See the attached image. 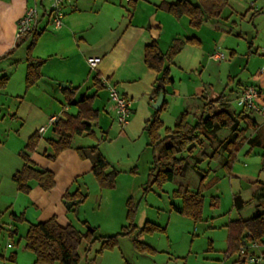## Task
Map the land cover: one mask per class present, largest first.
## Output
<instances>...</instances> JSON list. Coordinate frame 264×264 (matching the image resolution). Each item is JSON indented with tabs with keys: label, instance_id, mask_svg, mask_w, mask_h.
Listing matches in <instances>:
<instances>
[{
	"label": "crops",
	"instance_id": "crops-1",
	"mask_svg": "<svg viewBox=\"0 0 264 264\" xmlns=\"http://www.w3.org/2000/svg\"><path fill=\"white\" fill-rule=\"evenodd\" d=\"M162 1L67 0L64 24L58 29L54 28L49 18L42 13L38 29L40 34L31 50V56L45 59V62L41 68L42 76L27 88L29 46L21 50L20 45L24 42H29L30 45L33 35H26L18 40L16 33L19 19L24 15L27 7L34 3V0H0V77L6 76L7 78L4 85L0 84V115L3 114L0 117V262L11 261L13 264H34L36 262V254L25 248L26 234L16 242L15 238L21 232L23 225L29 228L31 223L55 217L62 226L72 223L80 231L85 232L89 226L94 225L96 227L95 234L99 232L101 226L95 224L89 216L82 218L81 207L76 214L79 221L87 222L83 225L85 229L82 225L75 224V221L69 217L68 208L64 207L66 201L64 194L72 192L74 189L82 191L87 188L85 181H81L80 175L85 174L87 177L92 174L93 156L81 157L78 147L84 148L88 145V141L77 142L79 143L77 150L75 146H72L73 148L61 151L56 159L50 160L45 155V152L50 150L49 139L58 138V135L53 130L54 125H49L48 121L53 115L60 117L66 112L76 114L78 107L75 101L84 94L95 95L93 107L100 112L95 127L98 129L100 126L103 133L100 135L96 129L94 141L98 140L101 143L107 138V142L110 144L105 146L109 149L118 141L130 139L133 142L144 138L145 145L150 146L145 127L156 109L153 104L159 97V94L156 95L159 75L147 66L145 49L154 40L159 42L163 50H167L173 39L177 37L184 40L195 37L200 41V43L185 42L171 64L170 75L174 82L166 87L164 99L168 101V106L161 114L165 127H173L176 119L185 109L190 111V120H193V115L198 114L203 105L218 98L220 100L217 104L234 109L232 99L224 97L223 92L219 94L217 92L224 82L236 83V76L232 74L234 62L231 59L224 64L222 62L226 60V56L219 58L215 55L222 52L219 51V47L228 39V34L231 33L230 29L228 32L226 26L218 18H207L200 27H194L188 16L177 18L170 12L161 9L159 5ZM165 1L174 2L177 0ZM43 3L46 4V0H43ZM236 53L237 51L232 49L230 54L234 56ZM91 57L100 59L95 67L89 63ZM261 72H264V66L261 68ZM192 74L196 76L193 79ZM95 76L100 78L104 88L97 89L94 85ZM66 84L68 86H65ZM109 85L116 86L130 100L132 114L126 124H121L117 120L115 104L110 99L109 93L106 95L107 101L101 104L103 108L97 103L102 98L100 91L103 89L108 91ZM248 85L253 84L243 83L239 80L236 87L231 89L237 104L238 97ZM261 85H264V76L258 77V84L255 85L260 91V96L255 100L258 109L244 107V110L246 113H250L258 124L256 128H249L247 135L258 134L264 142V88ZM67 88L76 89L72 102L68 100L64 90ZM109 115L112 117V123L106 128L107 120L110 119ZM42 126L45 127V130L40 132L39 129ZM13 130H17L18 133L13 134ZM35 132H39L41 137L36 149L30 153V159L37 166L51 170L55 175V184L46 191L42 189L38 181L31 180V189L29 192H25L18 189L17 183L13 180V174L24 164L21 154L25 151L24 148L29 137ZM229 134L230 132H227L224 137ZM216 135L221 138L218 132ZM102 147L98 146L96 149L107 159L111 157L110 149L106 152ZM214 149H217L215 139H205L204 145L198 146L194 151L193 154L198 158L192 159L185 177L190 169L197 174L198 178L192 182L196 189L200 181L197 165V167L209 170L206 181L209 180L212 187L224 190L230 195L240 194L242 196L241 191L234 190L232 179L237 178L241 183L243 178L252 177L253 172L262 169L258 161H261L260 155L264 152L263 147L254 146L251 148L249 143H244L230 169L224 165L228 153L220 148L217 156H214ZM241 157L248 159L253 157V161L257 162L248 170L242 169L240 167ZM148 158L152 163L151 154L148 155ZM262 160L264 162V158ZM108 161L110 162L109 159ZM122 176L133 180L131 175H122L119 172L115 190L123 189L118 186ZM106 192L107 189L103 188L97 192L101 198L97 214L104 218L110 216L111 202L116 198L114 196L112 201H106ZM263 194L264 184L254 195L255 197L258 195L256 203L261 209H264ZM217 197L220 199V196L217 195ZM181 204L182 202L176 203L178 206ZM122 205L124 207L122 212H125V202ZM210 205L211 199L209 208ZM12 214H23L26 219L16 221ZM207 216H212L211 211ZM111 217L114 219V224H122L121 228L128 225L126 215L123 213L120 214V218H115L113 214ZM112 218H110L111 221ZM230 220L232 219L224 222V225L226 226ZM168 226H166L167 230ZM15 229L17 233L11 236L10 232ZM222 229L225 232L222 231L220 235L221 241L224 240L221 248L225 249L227 228ZM167 240L169 247L167 251L165 250L168 254L165 262L169 264L168 259H172L174 255L181 257V254L174 251V241ZM211 242L209 248L201 253L202 259L205 260L203 264H212L213 260L227 258L223 249L216 248L213 239ZM192 249L193 247L190 251ZM156 250L158 249L156 248ZM261 250H264L262 242L259 243L258 248L251 249V251ZM184 264H189V262Z\"/></svg>",
	"mask_w": 264,
	"mask_h": 264
},
{
	"label": "trees",
	"instance_id": "trees-1",
	"mask_svg": "<svg viewBox=\"0 0 264 264\" xmlns=\"http://www.w3.org/2000/svg\"><path fill=\"white\" fill-rule=\"evenodd\" d=\"M227 3V0H198L197 3L190 0H177L175 2L163 0L159 7L177 18L184 15L188 16L192 26L200 27L207 18H223V10ZM39 34L38 31L32 33L33 40L29 45L26 75L27 88L32 86L42 76L41 68L45 59L31 56V50ZM28 35H31V33ZM185 42L200 43L195 37L186 40L177 37L173 39L167 50H163L157 40L146 46L145 62L149 68L158 73V82H162L165 85L164 88L157 85L156 95L161 92L166 93L167 85L174 82L170 75L171 64ZM94 78V85L97 89L104 88L100 78L98 76ZM6 80V76L0 77L1 86L5 84ZM64 90L68 100L72 102L76 89L67 88ZM94 98L95 95L84 94L79 100L75 101L78 107L76 114L66 112L59 117L53 127L58 138L49 139L50 150L45 152L48 158L54 159L61 151L72 147L75 136L79 134L86 133L90 137L95 138L94 127L98 123L100 112L93 107ZM219 100L220 98L203 105L201 111L193 115V120H190V111L187 109L183 110L173 127H165L161 119V114L166 110L168 101L164 99L161 108L155 109L153 116L147 121L145 127L150 140L149 145L154 151L153 166L149 169L150 185H162L164 182L174 180L178 175L184 177L192 159L198 158L193 154L194 151L198 146L204 145L205 139H215L217 142V149L213 150L214 156H217L220 148L228 153L224 165L229 169L244 143H249L251 148L262 146L264 149V142H262L258 134L255 136L247 135L249 128H256L258 125L250 113L221 106L217 104ZM224 128L229 129L230 134L226 137L218 138L216 133ZM40 137L39 132H35L29 137L26 149L21 154L24 164L21 169L13 174V180L17 183L19 190L29 192L31 180L38 181L44 190H50L55 184L54 173L51 170L37 166L30 159V153L36 149ZM92 150L94 154L92 155L94 177L103 187H115L116 178L120 171L116 168L111 169V163L102 153L96 152V147H93ZM78 152L81 157L85 158L88 156L83 147H78ZM194 163L196 164L197 162L195 161ZM196 169L200 176L197 188L191 189L187 184H180L175 189L174 195L182 199V204L180 206L173 204L174 210L192 218L195 222L203 218L205 190L210 184V181L206 182L209 170L197 167V165ZM86 197L87 194L80 191L68 192L65 195L66 200L79 198L80 202H83ZM218 201L219 197L214 196L211 204L216 205ZM127 205V219L130 223L127 226H123L122 230L115 234L97 237L95 234L96 227L89 226L85 232H82L72 223L62 226L55 217H52L45 221L30 224L25 236V248L36 254V262L38 263L79 264L81 260L79 247L83 241L88 243L86 252H89L94 241L98 238L101 239V251L103 252L105 249H113L119 243L120 236L132 235L136 232L134 219L137 206L134 204L132 197L128 199ZM244 205L245 201L242 196L236 194L234 196V207L241 209ZM12 217L16 221H24L26 219L23 214H12ZM84 223L87 224L86 221ZM226 226L228 234L225 256L229 258L237 253L239 255L237 260L239 264H246L247 257H241L240 255L243 239L248 237L252 241H262L264 236V209L249 218L232 219ZM155 231L164 232L166 227L146 220L139 233H152ZM16 233L17 230L15 229L10 232V235L13 236ZM133 244L139 252L154 254L157 251L152 245L139 240L137 237L133 239Z\"/></svg>",
	"mask_w": 264,
	"mask_h": 264
},
{
	"label": "rangeland",
	"instance_id": "rangeland-1",
	"mask_svg": "<svg viewBox=\"0 0 264 264\" xmlns=\"http://www.w3.org/2000/svg\"><path fill=\"white\" fill-rule=\"evenodd\" d=\"M190 1L194 3L198 2V0ZM227 2L228 3L223 10V18H221L220 21L226 26L225 28L228 32L230 29L231 33L228 34L229 37L224 44L220 45L219 51L224 52L226 55V60H223L222 63L225 64L231 59L234 62L232 74L236 76V83L224 82L220 85L221 87H219L217 92L218 94L223 92L225 94L224 97L232 99V107L236 111H245L244 106L237 104V100L234 98L231 89L236 87L239 80L243 83L249 82L253 85H257L258 77L260 78L261 76H264V72H261V68L264 66V0H227ZM49 3L50 1L46 0V4L49 5ZM258 9H260V11H257ZM28 46L29 42H24L20 45L21 50ZM249 46H251L250 49ZM232 49L237 51L234 56H231L230 54ZM191 76L192 79L196 77L194 74ZM261 86L264 88V85ZM107 93H109V90L106 91L103 89L100 91L102 98H100L97 103L102 108L103 105L101 104L107 101ZM74 112H76V109H74ZM2 116L3 114L0 115V117ZM109 117L110 119L109 121L107 120L108 124L106 128L112 123L111 115H109ZM258 117L260 118L261 116ZM94 129L96 131L97 127H94ZM97 131H99L100 135L103 133L100 126H98ZM227 132L230 131L226 128L218 131L221 137H224V134ZM16 133H18L17 130H13V134ZM93 139L95 138L90 137L86 133L79 134L75 136L73 147L75 146L77 150V147L79 146V143L77 142H84L87 140L88 145L84 148L88 156L94 155L92 152L93 147L103 146L102 148L106 152L110 149L111 157H108V159L111 162V169L116 168L120 170L122 175L129 174L133 177V180L122 176L120 179L122 183L120 182L118 186L123 189L115 190L116 186L103 187L96 180L93 172L87 177L85 174H82L80 175L81 181H85L87 188L82 189V191H80V189H74L71 193L75 191H80L84 194L86 193V199L83 202H77L71 208L67 207V203L70 200H66L64 202V207L68 208L69 217L75 221L76 225H84L82 221L78 220L76 214L79 211V207H81L80 215L82 218L89 216L95 224L101 226L96 235H110V232L114 231L113 234H115L119 230H122V224L118 225L117 223L116 225V223H113L114 219L111 217L112 214L115 215V218H120V214L123 213L126 215L127 219V202L128 199L132 197L134 204L137 206V212L134 219L136 232L132 235L120 236L119 243L113 249H105L103 252L101 251V239L98 238L94 241L89 252H86L88 243L83 241L79 247V253L81 255L79 264H126L127 262H129V264H166L165 261L167 260L168 254L165 250L167 251L169 247V241L167 239H172L174 241V251L180 252L181 254V257H176L174 255L172 256V259H168L169 264H184L187 261L189 264H203L205 260L202 259L203 255H201V253L212 244L211 239L214 240L216 248L219 250L223 249V252L226 251L227 240L226 245H223L225 247L224 249L221 248V244H224V240L221 241L220 238L222 231L225 232L222 228H227V226L224 225V222L229 219L249 218L258 211L263 210L260 206H257L256 202L258 195L257 197L254 196L261 185L264 184L263 154L260 155L261 161H258L260 168L262 169L253 172L251 175L252 177L243 178L241 183L237 178L232 179L234 190L236 189L238 190L237 192L241 191L242 193L243 200L245 201L244 208L242 210L234 208V195L227 194L224 190H218L216 187H212L213 185L209 182L210 184L205 190L206 200L203 209V217L205 215V218L195 222L192 218L177 212L173 208V204L182 202L180 197L174 195L175 189H177L181 183L187 184L190 188L194 189L192 182L197 179L198 176L192 169L188 170L186 177L178 175L174 180L164 182L162 185H150L151 178L149 177V168L150 166H153L154 151L151 146L145 145L144 138L133 142H131L130 139H127L126 141H118L109 149L105 146L110 144V142H107V138L101 143H99L98 140L94 141ZM24 149H26V146ZM96 152L99 151L96 149ZM149 154H151L152 163H150L151 161L148 158ZM253 154H255L254 151ZM12 160L14 161V159H11V161ZM240 160V167L246 170L255 166V162H257L253 161V157L251 159L241 157ZM94 181H96L97 184ZM149 185L150 187L148 188ZM100 188L107 189L106 201H112L114 196L116 197L115 200L111 202L112 211L108 218H104L102 215L98 216L97 214L100 209L99 204L101 200L100 195H98L97 192ZM65 195L66 194H64V198ZM217 195L220 196L218 203L216 205L211 204L209 208L210 199L212 202V197ZM124 202L126 205V211L122 212V209H124L122 203ZM209 211L212 213L211 217L207 216ZM110 218H112V221ZM146 220L161 224L164 227L169 225L168 230L166 229L164 232L155 231L152 233H139ZM127 222V224L130 223L128 219ZM83 227L85 229V226ZM92 227H94V225H92ZM27 229L28 227L24 225L21 226V232L18 233L15 238L16 242L17 240H21V236H25ZM105 232L109 233L107 234ZM135 237L141 241L152 244L159 250V252H157L158 250L154 254H142L138 252L133 244V239ZM261 242L264 245V236ZM191 247H193L192 251H190ZM238 258L239 255L235 253L229 258H223V260H213L212 264H239L237 261ZM5 263L13 264L11 261L4 263L0 262V264ZM34 264L42 263L35 262ZM246 264L253 263L247 261Z\"/></svg>",
	"mask_w": 264,
	"mask_h": 264
},
{
	"label": "built area",
	"instance_id": "built-area-1",
	"mask_svg": "<svg viewBox=\"0 0 264 264\" xmlns=\"http://www.w3.org/2000/svg\"><path fill=\"white\" fill-rule=\"evenodd\" d=\"M49 5L44 4L43 0H34V3L29 5L24 15L19 19L17 25L16 38L19 40L22 37L32 34L39 29V22L42 13L49 18V21L54 28H61L64 24V18L66 16V4L67 0H49ZM130 1V0H128ZM41 6V7H40ZM41 8V9H40ZM219 58H225V53L220 52L215 54ZM99 58H89L91 66L95 67L99 63ZM110 99L115 104L116 118L121 124H126L132 114V106L128 97L123 95L114 85H109ZM260 96L259 88L255 85L246 86L240 96L238 97V104L245 108H255L258 106L255 100ZM59 117L53 115L50 117L48 124L55 125ZM45 127L42 126L39 131L43 132ZM249 234V233H248ZM259 243L257 241L249 240L248 237L243 239V246L240 249L241 257H247V261L253 264H264V250L251 251L252 248H258Z\"/></svg>",
	"mask_w": 264,
	"mask_h": 264
},
{
	"label": "water",
	"instance_id": "water-1",
	"mask_svg": "<svg viewBox=\"0 0 264 264\" xmlns=\"http://www.w3.org/2000/svg\"><path fill=\"white\" fill-rule=\"evenodd\" d=\"M158 85H159L160 87H162V88L165 87L164 83H162V82H159ZM65 86H68V84H66ZM164 94H165L164 92H161V93L159 94V97L157 98V100L154 102L153 106H154L156 109L161 108V106H162V104H163V101H164V97H165ZM77 202H79V199H76V200H70V201H68V203H67V207H68V208H71V207H72L75 203H77Z\"/></svg>",
	"mask_w": 264,
	"mask_h": 264
}]
</instances>
